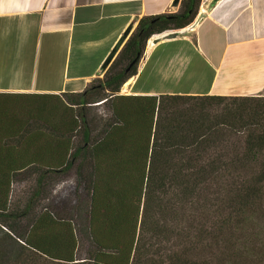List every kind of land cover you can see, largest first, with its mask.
Wrapping results in <instances>:
<instances>
[{
    "label": "trees",
    "instance_id": "obj_1",
    "mask_svg": "<svg viewBox=\"0 0 264 264\" xmlns=\"http://www.w3.org/2000/svg\"><path fill=\"white\" fill-rule=\"evenodd\" d=\"M201 2L141 18L82 92L0 93V264H264V95H120ZM71 173L85 197L39 210Z\"/></svg>",
    "mask_w": 264,
    "mask_h": 264
},
{
    "label": "crops",
    "instance_id": "obj_2",
    "mask_svg": "<svg viewBox=\"0 0 264 264\" xmlns=\"http://www.w3.org/2000/svg\"><path fill=\"white\" fill-rule=\"evenodd\" d=\"M173 1L0 0V93L82 92L103 78L101 65L132 21L175 13ZM210 1L202 0L199 12ZM205 13L195 40L161 42L141 59L124 94H263L264 0H220ZM157 78L186 86L165 89L153 84Z\"/></svg>",
    "mask_w": 264,
    "mask_h": 264
},
{
    "label": "rangeland",
    "instance_id": "obj_3",
    "mask_svg": "<svg viewBox=\"0 0 264 264\" xmlns=\"http://www.w3.org/2000/svg\"><path fill=\"white\" fill-rule=\"evenodd\" d=\"M201 35H202L201 41H202V44L204 46L205 42L206 41L208 42V36L206 34H204V32H202ZM146 48H147V46H146ZM171 50H172V48H171ZM145 51H146V49H145ZM174 51H175V49H174ZM143 56H144V54H143ZM143 56L141 59H143ZM140 62H142V61L140 60ZM157 79H158V81H157L158 83L153 82V84H158V86L160 85L161 87H164L165 89H170V88L178 89V88H182V87L186 86V84L184 82H178L177 79H174V78H172V79L169 78V79H165V80L160 79V78H157ZM147 82L149 83L148 80H147ZM150 84H152V83H150ZM120 93H123L120 95H127V94H124L126 92L123 91V87H122ZM261 95H264V93ZM105 110H106L105 107L95 108L94 113L96 115H98V114L102 115L101 112L103 114H105L103 112ZM29 185H30V181H25V182L23 181V182L15 183L13 185V199L12 200L14 202H20V201L25 200V196L30 189ZM46 191H47V193H46L47 197L42 199L39 210L44 209V207H48V208H51L52 210H54L55 212L63 213L67 208H70V207L76 205L77 199L79 197L82 199H83V197H85L84 187L80 184L79 180L77 179V176H75L74 173L69 174L65 178H61L60 180H57L52 185L47 184ZM4 229L6 230V228H4ZM78 256H79V258H83V256H84L81 249L79 250Z\"/></svg>",
    "mask_w": 264,
    "mask_h": 264
},
{
    "label": "water",
    "instance_id": "obj_4",
    "mask_svg": "<svg viewBox=\"0 0 264 264\" xmlns=\"http://www.w3.org/2000/svg\"><path fill=\"white\" fill-rule=\"evenodd\" d=\"M219 1L220 0H211L210 2L206 3L203 6L204 11L199 12L196 18L194 19V21L186 28L178 29V30H169L161 34H157L154 37H151L147 43V48L144 53L142 61L143 60L145 61L147 57L152 53L153 49L161 42L177 40L182 38L195 40L196 29L206 17L205 11L209 10L212 4H216ZM179 4H180V0H174L171 5V9L176 12L178 10ZM137 22L138 20L134 19L132 23L127 27V29L123 32V34L119 37L114 47L112 48V50L104 60L103 64L101 65L99 73L101 74L105 73L108 70V68L111 66V64L114 62V60L116 59V57L118 56V54L120 53L126 42L128 41L129 37L135 30L136 24L138 25Z\"/></svg>",
    "mask_w": 264,
    "mask_h": 264
},
{
    "label": "bare ground",
    "instance_id": "obj_5",
    "mask_svg": "<svg viewBox=\"0 0 264 264\" xmlns=\"http://www.w3.org/2000/svg\"><path fill=\"white\" fill-rule=\"evenodd\" d=\"M131 82H132L131 79H129V80L124 84V88H123L124 91H127V90H128V88H129Z\"/></svg>",
    "mask_w": 264,
    "mask_h": 264
}]
</instances>
